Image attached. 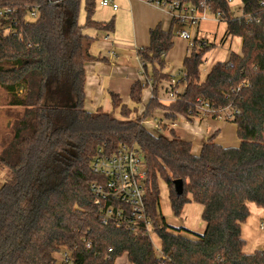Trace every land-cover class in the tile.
Masks as SVG:
<instances>
[{
  "label": "trees",
  "instance_id": "trees-1",
  "mask_svg": "<svg viewBox=\"0 0 264 264\" xmlns=\"http://www.w3.org/2000/svg\"><path fill=\"white\" fill-rule=\"evenodd\" d=\"M241 1L235 15L228 0H207L212 14H222L225 38L240 37L241 48L202 79L209 45L193 41L175 101H162L160 86L171 76L164 69L178 21L173 19L168 31L160 25L151 29L149 45L137 50L145 81L132 85L131 102L141 103L149 86L152 97L143 115L133 118L136 107L111 93L113 109L123 116L118 118L85 107V65L97 59L91 52L97 37L85 29L115 30L114 19L94 18L98 0H0V6L18 8L14 33L0 31V86L9 94V106L21 110L0 150V166L8 173L0 186V264H67L56 257L63 251L72 264H117L124 254L131 264H264V250L245 253L242 237L249 202L264 208V0ZM33 10L39 15L29 21L26 15ZM201 102L234 109L238 147L222 146L214 134L197 155L174 129L156 134L144 123L158 110L171 120L200 118ZM134 144L147 164L145 201L160 250L150 237L104 223L91 187L101 180L92 167L98 150L111 153ZM159 179L168 186L175 216L189 203L203 206V233L166 222ZM179 179L182 195L174 186Z\"/></svg>",
  "mask_w": 264,
  "mask_h": 264
},
{
  "label": "crops",
  "instance_id": "crops-1",
  "mask_svg": "<svg viewBox=\"0 0 264 264\" xmlns=\"http://www.w3.org/2000/svg\"><path fill=\"white\" fill-rule=\"evenodd\" d=\"M115 1L119 5L117 10L111 7H103L104 9L99 14L100 18L96 19L99 21L114 19V35L107 34L101 38L97 30L92 29L93 32H87L97 37L91 47V52L97 56V59L87 62L85 65V107L89 111L104 109L105 106L109 107L111 93L119 94L125 104L130 105L132 103V85L137 80L145 81L137 50L149 45L151 29L160 25L165 31H168L173 23V15L168 9L143 0ZM240 4L242 5V1H240ZM213 21L224 22L217 19H212ZM226 30L227 25L225 32ZM238 38L241 44V38ZM173 41V48L166 55V63L171 67L170 72L172 73L173 71L179 72L183 68L184 60L191 47L189 41L178 35L174 36ZM162 87L161 100L166 102L168 101L166 100V91L169 85ZM179 90L182 91L183 86H180ZM151 97L152 88L146 87L143 93V101L148 103ZM165 114L164 110H158L155 115L160 117L159 120L155 118L157 121L154 124L151 120H148L146 125L156 128L155 125L158 124L161 128L165 124L168 127L167 130L174 129L181 138L192 143L193 153L197 155L200 154L207 138L214 134H217L216 142L224 147H238L240 145L237 125L231 121L198 117L184 118L185 120H180L181 117H178L176 120H171L166 118ZM248 207L250 215L242 224V237L246 241L245 253L251 254L257 250H264V229L260 225L264 217V208H260L252 202H249ZM185 213L188 215L185 218V223H189L188 227L190 226L198 233H203L206 228V222L202 219L203 206L194 202L189 203L185 206L183 214L179 218H182ZM198 216L200 219H197ZM160 247L161 241L159 250ZM60 256L61 253L56 254L57 259H60ZM123 256H126V261L122 260L123 257L121 256L117 259V264H131L127 255L124 254Z\"/></svg>",
  "mask_w": 264,
  "mask_h": 264
},
{
  "label": "built area",
  "instance_id": "built-area-1",
  "mask_svg": "<svg viewBox=\"0 0 264 264\" xmlns=\"http://www.w3.org/2000/svg\"><path fill=\"white\" fill-rule=\"evenodd\" d=\"M52 1V0H49ZM158 7L168 9L173 19L182 24L198 25L209 18L210 7L207 0H202L200 5H193L178 0H143ZM233 6L234 0H228ZM102 7L119 8L115 0H100ZM14 5L0 6V31L14 33L15 13ZM242 14V13H241ZM37 10L29 11L26 19H36ZM217 20H221L222 14H212ZM177 35L193 44L190 32L179 29ZM203 63H209L204 59ZM179 75V73H177ZM177 74H171L169 87L166 91L168 101H175L180 92ZM185 76V73H183ZM200 118H215L222 121H232L235 115L230 106L223 109H214L207 102L200 104ZM186 118V117H185ZM187 119V118H186ZM189 119V118H188ZM145 124L148 120L144 121ZM159 129L160 125L156 124ZM162 128V127H161ZM160 128V129H161ZM95 173L101 176V180L91 184L95 194V203L102 209L104 223H113L117 227L124 228L134 234L150 237L156 235L154 225L147 212L145 201L147 164L143 152L137 145H123L113 152H107L100 148L92 161ZM264 229V217L261 221ZM90 244L88 243V246ZM60 261L72 264V259L65 251L61 252ZM220 264V263H218Z\"/></svg>",
  "mask_w": 264,
  "mask_h": 264
},
{
  "label": "rangeland",
  "instance_id": "rangeland-1",
  "mask_svg": "<svg viewBox=\"0 0 264 264\" xmlns=\"http://www.w3.org/2000/svg\"><path fill=\"white\" fill-rule=\"evenodd\" d=\"M241 0H234L233 1V9L235 10L234 13L235 15H239L241 12V4H240ZM100 0H98V5H97V10L96 13L94 15L95 19H99V14L101 12V10H103L104 8L100 5ZM239 2V4H238ZM215 17L212 15V13L209 12V18L205 21H203L202 23L195 25V26H191L190 24H182V23H178L174 26V34L177 35V32L179 29H184L188 32H190L191 35V40L195 41L198 40L199 41H204L206 44L209 45V49L206 51V53L203 56V59H207L209 61V63H202V65L200 66V71H201V77L206 78L208 72L210 71V69L212 68V66L218 62V61H222V60H227L230 56L231 52H239L240 48H241V44H240V40L238 37H233V38H225V28H226V23L225 22H212V19H214ZM30 20L33 21V19L30 18ZM78 20L79 22L82 24L85 22L86 20V11H85V7L84 4L81 6L79 13H78ZM85 32H93L92 29L90 28H86ZM225 32V33H224ZM98 35L103 38L105 35H107V33L104 32H100L97 31ZM111 36L114 35L113 32L109 33ZM197 43V44H198ZM190 52V49H189ZM149 71H152V67L149 66L148 67ZM165 72H169V74H177L179 72H170L171 71V67L169 65H167L166 63V67L164 69ZM177 76H179L177 74ZM168 86L169 85V81H164L162 82L161 86H160V90H163L162 86ZM151 87V86H149ZM169 102V101H166ZM109 107L105 106L103 111L108 112V113H113L114 116L118 117V118H123L122 113H121V109L117 108V109H113V107L111 106V103H109ZM147 103L146 101L144 102L142 100L141 103L134 105L133 103H130V107H136V110L133 111L132 117L136 118V117H140L143 115V112L145 110ZM21 111L19 108H15V107H11L9 106V94L5 91V89H3L0 86V150H2L5 140L9 138V136L12 134V125L16 119V114ZM180 120H185L184 116H180ZM155 118L157 120H159V116L156 117V115H154L152 118L148 119L151 120L152 123L154 124L157 120H155ZM163 118V117H162ZM149 129L151 131H154V133H159V134H165V135H170L169 130H163V129H156V128H151L150 126H148ZM8 173L7 170L2 168L0 166V186L3 184L4 180L7 178ZM159 185H160V190H161V213L162 216L165 217L166 222L172 226L173 228H187L190 231H195L193 229L190 228V226L188 227L189 223H185V218L188 216L187 213H185L183 215L182 218H179L177 216H175L173 214V211L171 209V203H170V198H169V190H168V186L166 184V182L162 179H159ZM200 219V217L198 216L197 219ZM196 232V231H195ZM183 233H186L185 230L183 231ZM152 241L155 245V247L157 248V250H159V246H160V240L159 237L157 235H153L152 236ZM123 258H121L122 260L124 259L126 261V256H122ZM120 259V260H121Z\"/></svg>",
  "mask_w": 264,
  "mask_h": 264
},
{
  "label": "water",
  "instance_id": "water-1",
  "mask_svg": "<svg viewBox=\"0 0 264 264\" xmlns=\"http://www.w3.org/2000/svg\"><path fill=\"white\" fill-rule=\"evenodd\" d=\"M174 186H175V191H176L177 195H182V193L184 191V182H183V180H181V179L175 180L174 181Z\"/></svg>",
  "mask_w": 264,
  "mask_h": 264
}]
</instances>
